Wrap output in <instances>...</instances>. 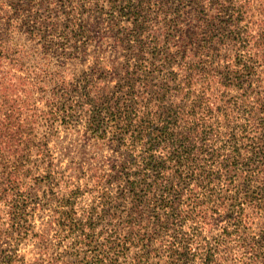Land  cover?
I'll list each match as a JSON object with an SVG mask.
<instances>
[{
    "label": "trees",
    "instance_id": "1",
    "mask_svg": "<svg viewBox=\"0 0 264 264\" xmlns=\"http://www.w3.org/2000/svg\"><path fill=\"white\" fill-rule=\"evenodd\" d=\"M4 10L0 243L32 240L30 264H264V0H123L110 40Z\"/></svg>",
    "mask_w": 264,
    "mask_h": 264
},
{
    "label": "rangeland",
    "instance_id": "2",
    "mask_svg": "<svg viewBox=\"0 0 264 264\" xmlns=\"http://www.w3.org/2000/svg\"><path fill=\"white\" fill-rule=\"evenodd\" d=\"M122 3L123 0H0V8L17 10L12 14L15 16L13 18L16 23H24L27 20L29 22L32 20L38 22L52 20L64 25L65 19L68 18L80 23L88 34L100 35L102 39L108 38L110 40L109 37L117 35V29L128 27L125 18L119 12ZM150 15L153 16V14ZM3 16V13H0V27L6 19ZM153 21L150 19L149 25L153 26ZM183 28L184 31L178 33V37H176L178 44L183 41V37L186 39L184 33L187 28L185 24ZM200 30L197 28V32ZM58 31L52 30L50 33L53 35ZM19 35L23 39L24 34H15V36ZM35 224L38 227L42 226L39 219L35 220ZM11 243L12 245L5 242L0 243V247L8 250L16 248L17 253L24 255V260L19 261V264H30L36 252L32 240H20L18 244L15 241H11Z\"/></svg>",
    "mask_w": 264,
    "mask_h": 264
}]
</instances>
